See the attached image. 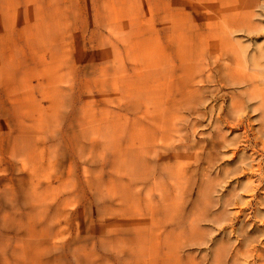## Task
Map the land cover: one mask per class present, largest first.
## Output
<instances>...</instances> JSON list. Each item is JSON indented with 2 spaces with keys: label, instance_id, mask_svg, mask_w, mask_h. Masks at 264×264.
Returning <instances> with one entry per match:
<instances>
[{
  "label": "rangeland",
  "instance_id": "374dc122",
  "mask_svg": "<svg viewBox=\"0 0 264 264\" xmlns=\"http://www.w3.org/2000/svg\"><path fill=\"white\" fill-rule=\"evenodd\" d=\"M176 2L0 0V264H230L234 245L264 251V146L247 139L246 122L228 126L233 141L216 167L229 171L205 196L192 175V115L181 108L198 71L190 65L189 81L166 87L155 80L158 43L192 23L188 0ZM238 2L255 30L236 36L264 66V0ZM212 129L207 113L198 140ZM260 182L257 198L240 185ZM231 189L242 205L231 199L227 210L240 213L225 219L210 198ZM130 235L145 245L117 250Z\"/></svg>",
  "mask_w": 264,
  "mask_h": 264
},
{
  "label": "bare ground",
  "instance_id": "6f19581e",
  "mask_svg": "<svg viewBox=\"0 0 264 264\" xmlns=\"http://www.w3.org/2000/svg\"><path fill=\"white\" fill-rule=\"evenodd\" d=\"M177 2L180 4V0ZM188 2L191 4L192 11L191 15H187V19L191 18L192 23L189 22L190 24L187 25L183 22L184 19L180 20V24L173 27L174 34L167 43L164 45L158 43L159 57L155 62L157 66L155 80L166 87L176 77L182 82L188 80L186 72L190 65V71H198L196 80L195 76L188 80L190 91L182 95L185 101L181 108L188 106L189 113L192 115L190 131L193 139H191L190 149L193 181L205 186L203 188L206 190V196L211 195L215 184L222 182L229 171V166L226 164L220 165L219 169L216 167V164L218 162L221 164L220 160L224 158V147L229 146L233 141L226 130L228 126L237 128L246 122V132L253 130L251 133L253 137L247 134V139L257 145L261 142L264 146V137L261 135L264 132V66L261 63V57L250 52L249 45H245L243 40L236 36L238 32L251 34L255 30V27L246 29L241 23L238 0H188ZM143 49L146 54L149 51L153 52V48H148L146 44L143 45ZM125 69L123 66L117 67L113 73L118 77ZM184 87V84L181 85L176 81L174 94L176 98ZM207 101H215L216 104L209 106ZM177 102L178 100L176 104ZM255 111L259 112L257 116L260 121L259 128L253 127ZM207 113L213 118V129L204 134L207 137L205 142H208L202 143L198 140L201 117ZM233 156H236V152ZM242 156L244 157L242 161L249 159L248 156ZM237 165L242 166L240 162H237ZM259 166L255 168V173L262 172L261 162ZM252 168L250 164L247 170ZM233 172L238 173L239 169L236 168ZM248 183L253 181L249 178ZM240 185L245 187L244 190L253 191L257 198L261 182L255 184L253 188L249 185ZM197 193L203 192L198 190ZM137 194L139 193L131 194V200L138 199L140 196ZM210 199V206L219 208L225 219L240 213V210L235 212L227 210L230 204L242 205L235 189H231L224 198ZM251 203L252 199L247 202V204ZM129 210L133 211V208L129 207ZM195 221L198 222V219ZM244 225L234 226L233 231H241ZM244 237L248 240L250 238L245 234ZM123 240H119V244L116 245L119 251H130L135 245H145L141 236L136 239L130 235ZM229 249L226 254L224 253V257L230 260V264H238L240 257L245 259L255 257L253 264H264L262 249L252 250L249 247L244 248L243 245H234L232 250Z\"/></svg>",
  "mask_w": 264,
  "mask_h": 264
}]
</instances>
